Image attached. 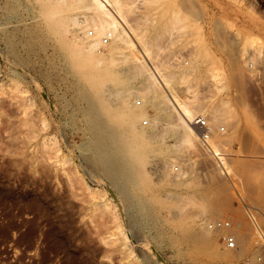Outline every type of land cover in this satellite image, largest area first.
<instances>
[{"label":"rangeland","instance_id":"1","mask_svg":"<svg viewBox=\"0 0 264 264\" xmlns=\"http://www.w3.org/2000/svg\"><path fill=\"white\" fill-rule=\"evenodd\" d=\"M92 1L0 0V264H264V0H112L99 91Z\"/></svg>","mask_w":264,"mask_h":264},{"label":"bare ground","instance_id":"2","mask_svg":"<svg viewBox=\"0 0 264 264\" xmlns=\"http://www.w3.org/2000/svg\"><path fill=\"white\" fill-rule=\"evenodd\" d=\"M91 3H93V5H91L92 6V9L94 10L93 12L96 13V11L99 12V10H102L103 13H104V18H106V19L105 20L103 19V21H100L98 19L100 16L97 18V15L96 14H92L94 16L91 17V20H93V21H98L99 20L98 24L97 23L95 24V29H96L97 35H96L95 38H93L88 43L84 39H81L80 37L79 38L77 37L81 41L80 45L82 44V46H84L85 48L82 47V46H80V47H82V49H75V50L73 49V51H74V54L73 55H75L74 57H76V60H77V63H76L77 66H76V68L78 69V71L80 73L81 72H84L83 74L86 77V79L95 87L96 90L99 91L100 90V86H102L101 85L102 83H100V82L103 81L102 79L105 78L107 71H105L106 68H102V66L103 67H105V66L104 65H101L102 62H104V61H102L101 60L102 58H100L99 55H97V53L95 54L93 52V50L94 49L96 50V47L98 45H100V43L102 42L101 41L102 39L100 40V35L103 34L104 31L105 32L107 31L105 29H111L112 27H116L117 28L118 24H121L122 25V22L120 20L121 12H120V10L117 7H115V5L112 2V0H93ZM110 6H113L114 9H115V11H112L110 9ZM48 9H49V13H51V11H52V13L54 11L56 12V10H54V8H53L54 11L52 9L50 10V8H48ZM57 9L59 10V7H57ZM44 12H46V11H44ZM100 19L102 20V17ZM59 21L60 20H56V22L54 21V24L55 23H57V24L59 23L58 24V27H57L58 30H59V28H61V25L63 23L62 21L61 22H59ZM52 25H53V23H52ZM87 25L88 24H86L83 27V28H85V30L83 31V32L86 33L85 35H88L89 34L88 29L86 30ZM55 27H56V24H55V26H54L53 29L54 30H57V29H55ZM62 30H64V29H62ZM62 30L61 31L59 30L60 31V35L63 33ZM78 39H77V41H79ZM83 48H84V50H83ZM97 56H98V58H97ZM99 65H101V66H99ZM100 67H101V69H100ZM102 69H104V70H102ZM107 79H108V76H107ZM107 79H105V80H107ZM104 82L105 81H103V83ZM174 102H175L174 104H175L176 108L178 109V111L180 113V116H181V120H180L179 123H181V125L184 126L185 129L188 132L187 138L189 140L196 139L197 138V135L193 131V129L189 126L188 123L190 121H193L195 123V121L198 120L199 118L198 117H195L194 114L191 113V111L189 110V108H187V106L184 103L182 104V102H180L179 100L174 101ZM124 106H126V108H125L124 112H122V115H123V117L125 119V124H126L128 130L132 131L134 133V136H136L137 138H139L138 140H143V139L150 138V135L148 133H144V132L138 131L140 129H138V130L136 129L137 128L136 127L137 120L140 119V117L142 116V114L140 112H137L136 109H134V110L133 109H129L127 107L128 105H126V104ZM95 123L96 124H93V125H98V122H95ZM111 137L112 136L109 137V140H112L113 139V137H112V139H111ZM95 138H96V144H95L96 145V150H98L100 152V156L102 158L101 159L102 162L105 163L106 167H108V169H109L110 166H112V161H111L112 158L109 155L108 147L105 144H102L106 140L105 139L106 136L105 135H102V130L101 129L99 130V128H98V129H96ZM211 151H212V153H213V155L215 157H218L219 158V159L218 158L217 159L219 160L220 164H222L221 159H223L222 158L223 155H221V153L219 152V150L216 147L213 146V148L211 149Z\"/></svg>","mask_w":264,"mask_h":264},{"label":"built area","instance_id":"3","mask_svg":"<svg viewBox=\"0 0 264 264\" xmlns=\"http://www.w3.org/2000/svg\"><path fill=\"white\" fill-rule=\"evenodd\" d=\"M111 33L108 32L102 39V44L106 45L108 44V42L111 39ZM92 36L93 33H89V36ZM146 123L144 122V125ZM194 128L197 130L198 134H199V138L201 140V142L203 143V145H205L206 147H210L208 145V141L210 139V129L207 125V121L205 119H198L195 121V123H193ZM210 149V148H209ZM225 227H229L228 223H223L222 221H216L211 225V228L213 229H221V228H225ZM224 242L227 246V248H234L235 247V240L234 237L232 236H226L224 237Z\"/></svg>","mask_w":264,"mask_h":264}]
</instances>
